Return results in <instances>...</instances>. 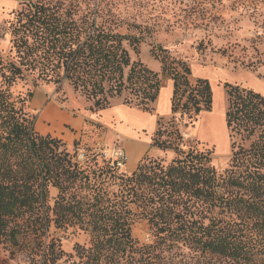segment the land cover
I'll list each match as a JSON object with an SVG mask.
<instances>
[{"label": "trees", "instance_id": "obj_1", "mask_svg": "<svg viewBox=\"0 0 264 264\" xmlns=\"http://www.w3.org/2000/svg\"><path fill=\"white\" fill-rule=\"evenodd\" d=\"M19 1L15 56L0 60V246L29 252L32 264H264V96L225 85L232 156L219 171L213 151L183 149L179 125L211 110L208 80L192 81L187 63L162 47L152 52L161 75L133 62L124 43L139 52V38L114 32L94 14L77 19L72 9ZM31 77L69 82L93 112L122 98L149 113L170 79L172 115L158 120L152 146L176 158H144L131 174L100 165L97 156L81 166L61 139L36 131L34 91L19 89ZM138 222L149 227V243L136 241ZM52 228L82 231L89 244L68 255Z\"/></svg>", "mask_w": 264, "mask_h": 264}, {"label": "rangeland", "instance_id": "obj_2", "mask_svg": "<svg viewBox=\"0 0 264 264\" xmlns=\"http://www.w3.org/2000/svg\"><path fill=\"white\" fill-rule=\"evenodd\" d=\"M38 2L72 9L77 19L94 14L98 23L105 24L114 32L139 38V52L128 42L124 45L133 62H142L155 73L161 75L162 64L152 52L154 49L159 52L158 48L162 47L176 61L187 63L192 81L208 80L213 91L212 108L202 112L195 122H190L187 117L179 121L185 141L183 149L211 150L216 169L222 171L228 167L232 140L226 124L228 96L225 85L251 89L264 96V0H23L26 4ZM20 9L22 3L19 0H0V60L14 59L13 33L16 11ZM159 55L165 54L161 52ZM168 81L163 80L164 90L172 85ZM19 89L24 93L34 91L36 97L33 102L38 106L37 110H41L45 102L56 105L42 116L34 114L35 129L42 135L61 139L81 166L86 167L88 159L94 156L103 165L105 160L100 155L101 151L111 149L116 143L123 149L119 137L113 140V128L100 124L101 111H91L93 103L69 82L55 84L34 81L31 77L28 84L21 85ZM110 103L106 110L119 105L137 108L124 104L122 98L111 99ZM153 108L150 115H155L157 122L159 119L165 122L170 119L164 117L157 103ZM68 114L78 116H73L71 121L75 127L82 126V130L76 132L67 125V119L70 120L66 116ZM141 123L145 124V121ZM123 125L119 123V127L126 130ZM146 133L143 131L138 137L145 140L148 138ZM145 145L149 151L148 143ZM152 147L150 155L145 157L149 160H163L168 164L176 158L173 151ZM81 155H85V161L81 160ZM56 196L57 191L50 188L49 205L53 206ZM51 234L57 235L68 255L75 253L77 244H89V237L77 229L56 231L52 228ZM133 235L141 244L151 240L145 222L136 223ZM0 259L6 264H32L29 252L17 253L10 244L0 246Z\"/></svg>", "mask_w": 264, "mask_h": 264}, {"label": "crops", "instance_id": "obj_3", "mask_svg": "<svg viewBox=\"0 0 264 264\" xmlns=\"http://www.w3.org/2000/svg\"><path fill=\"white\" fill-rule=\"evenodd\" d=\"M167 80H169L168 82L172 83L170 79ZM172 94L173 83L172 85L169 84L166 90H164L163 88L161 89L158 101L156 102L157 105L162 108L164 117L169 118L172 115V110H170ZM35 97L36 96L33 97L32 102L34 101ZM32 104L34 105V107L32 108V113H40V116L44 115L49 110V108H55L56 106H52L50 102H45L41 110H37L38 106L34 102ZM66 116L70 119H67V125L71 126L72 130L77 132L83 129L82 126L80 128H78L77 126L75 127V124L71 121V119H73V116L78 117L77 115L68 114ZM86 117L91 118L89 116ZM142 121H145V124H142ZM119 123H123L124 125L122 127L126 128V130L120 128ZM100 124L105 127L109 126L110 129L111 127L113 128V133H111V135L113 136V140H116V138L118 137L121 139L122 147L127 155V162L123 171L127 174L133 173L137 169L139 163L146 156L150 155V152H152V149H154L151 146V143L152 136L157 129V121L156 116H151L149 112H145L138 108H129L123 105H119L111 109L101 111ZM129 129H131L134 134H132ZM135 130L137 131V134L135 133ZM143 131L147 132L146 135L148 136V138L145 140L142 139V137H138ZM146 143H148V146L150 148L149 151L147 149V146L145 145Z\"/></svg>", "mask_w": 264, "mask_h": 264}, {"label": "built area", "instance_id": "obj_4", "mask_svg": "<svg viewBox=\"0 0 264 264\" xmlns=\"http://www.w3.org/2000/svg\"><path fill=\"white\" fill-rule=\"evenodd\" d=\"M100 155L104 158L105 162L115 167L119 171L124 169L127 162V155L120 147L119 143H116V145L109 150L106 149L101 151ZM85 159V155H81V160L85 161Z\"/></svg>", "mask_w": 264, "mask_h": 264}]
</instances>
